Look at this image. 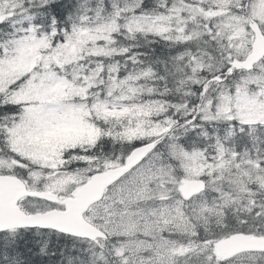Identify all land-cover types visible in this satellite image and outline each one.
<instances>
[{
    "label": "snow or ice",
    "instance_id": "obj_1",
    "mask_svg": "<svg viewBox=\"0 0 264 264\" xmlns=\"http://www.w3.org/2000/svg\"><path fill=\"white\" fill-rule=\"evenodd\" d=\"M0 264H264V0H0Z\"/></svg>",
    "mask_w": 264,
    "mask_h": 264
}]
</instances>
